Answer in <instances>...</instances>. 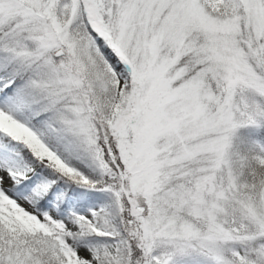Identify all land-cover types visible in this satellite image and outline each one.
Listing matches in <instances>:
<instances>
[{
	"label": "snow or ice",
	"instance_id": "obj_1",
	"mask_svg": "<svg viewBox=\"0 0 264 264\" xmlns=\"http://www.w3.org/2000/svg\"><path fill=\"white\" fill-rule=\"evenodd\" d=\"M0 264H264V0H0Z\"/></svg>",
	"mask_w": 264,
	"mask_h": 264
}]
</instances>
